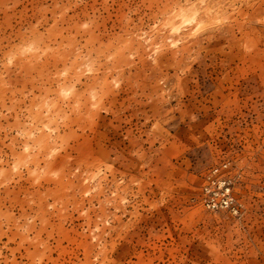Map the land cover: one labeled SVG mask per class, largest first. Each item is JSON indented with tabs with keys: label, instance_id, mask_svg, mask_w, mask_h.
<instances>
[{
	"label": "rangeland",
	"instance_id": "obj_1",
	"mask_svg": "<svg viewBox=\"0 0 264 264\" xmlns=\"http://www.w3.org/2000/svg\"><path fill=\"white\" fill-rule=\"evenodd\" d=\"M0 264H264V0H0Z\"/></svg>",
	"mask_w": 264,
	"mask_h": 264
},
{
	"label": "built area",
	"instance_id": "obj_2",
	"mask_svg": "<svg viewBox=\"0 0 264 264\" xmlns=\"http://www.w3.org/2000/svg\"><path fill=\"white\" fill-rule=\"evenodd\" d=\"M226 171V164L208 171L200 188V202L203 208L211 212L225 210L237 214L238 208L231 193L230 180Z\"/></svg>",
	"mask_w": 264,
	"mask_h": 264
}]
</instances>
